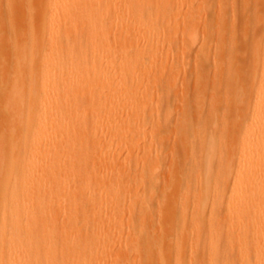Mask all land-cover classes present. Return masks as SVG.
<instances>
[{
	"label": "bare ground",
	"instance_id": "1",
	"mask_svg": "<svg viewBox=\"0 0 264 264\" xmlns=\"http://www.w3.org/2000/svg\"><path fill=\"white\" fill-rule=\"evenodd\" d=\"M194 1L0 0V264H111L108 246L124 235L141 237V243L130 248L136 254L148 249L140 264H182L186 243L192 252L189 264H264V41L260 48L257 40L264 32L251 39L257 40L253 44L257 87L248 116L238 125L226 156L221 149L222 135L202 133L198 140L201 164L194 153L189 155L195 164L185 178L188 186L180 187L181 177L175 179L161 197L159 210L164 220H159L169 227L159 247H153L157 250L152 249L155 245L144 225L125 228L122 223L125 199L121 193L127 192L128 200L133 201L139 186L149 188L148 194L155 191L153 171L159 164L139 166V160L133 158L142 135L150 141L145 152L156 155L154 162L162 155L161 137L157 139L155 133L173 108L169 110L166 95V108L161 112L164 96L157 88L162 85L167 92L173 89L177 93L179 86L175 87L171 73L176 72L173 58L179 52L176 55L171 50L185 43L180 33L189 35L191 44L196 40L192 38L199 27L191 29ZM246 1H241L240 7ZM224 7L221 13L226 11H222ZM195 9L193 14L201 10ZM224 18L219 28L230 21ZM261 18L264 21L262 13ZM211 21L213 18L207 24ZM222 42L218 43L221 47L225 46ZM182 46L181 54H188ZM181 54L179 63L184 59ZM227 65L225 70L234 66ZM214 95L211 101L218 103L216 92ZM153 96L158 102L154 106ZM216 110L220 113L218 107ZM177 127L180 135L181 125ZM114 147L126 149L125 154L120 153L125 157L114 152ZM116 164L121 168L113 179L108 174L115 171ZM227 180L229 188L221 187ZM146 192L140 201L142 211L129 213L132 221L155 214L151 203L157 199ZM157 223L154 226L158 227ZM99 258L107 261L100 263Z\"/></svg>",
	"mask_w": 264,
	"mask_h": 264
},
{
	"label": "rangeland",
	"instance_id": "2",
	"mask_svg": "<svg viewBox=\"0 0 264 264\" xmlns=\"http://www.w3.org/2000/svg\"><path fill=\"white\" fill-rule=\"evenodd\" d=\"M195 1L193 2V7H192V10H193L192 12L193 13H194L195 7H196L195 11L197 9H201V10H203L204 13L207 10L206 6L209 7L208 9H210V8L211 9L208 10L205 14L201 10L200 11L202 13L198 10L200 12V14L197 11L198 13H195V14H197L198 16H196V17H195V14L192 13V15H194V17L192 16L193 17L192 18L193 22H192V28L191 29L195 30V28H193L194 25L199 27L195 31L197 34L196 33H195L196 35L193 34L195 36V38H194V36L192 38L193 40L196 39L194 41V42H196V44L194 42H193V44H191V42H190L191 38L186 33L184 34L185 36H183V35L181 36L180 34H182V33L179 34L180 38L181 37L185 38L184 41H185V43L187 42L185 46L187 47V45L189 44V47L192 46V49H191V47L190 48L188 47L190 50L187 49L186 47H184L185 43L182 44L179 41L180 43L178 42L179 43L178 47L176 45H174L173 49H172L173 51L171 50L172 53L173 52L175 53V51L176 52L178 51L179 54L177 52L176 55L178 54L177 56L179 57V55L183 51L182 48H181V46L183 45L182 47L185 48V51L188 50V54L190 53L189 55L185 54V52H183V54H181L182 55V59L184 58L183 60H186V63H185V61L181 60L182 61L181 63L183 65V67H179L180 68V72L179 73H176L177 72L176 68H177V66L181 65V63H179L180 61H177L179 59H177L178 57H176L175 55H174V58H173L174 66H175L173 68L176 70V72L174 71V69H172V70L176 74H179V75L176 76V74H175V76L173 77L174 72L171 70L173 72V73H171V75H172L171 78L176 79L178 82L176 80H173V79H171V80L176 82L175 83V84H177V85H175L176 88H177V86H179L177 88V93H178L179 97L177 96V98L175 99L177 93L174 92L175 93L174 94L173 91H172L173 89H171L170 93H169V92H167L166 88L162 89V85L159 86L160 88L158 87L159 89L157 88V91H159V92H160V90L163 91L162 93H163V96H164V104H163V109H161V112H163V110L166 108V101H167L166 95H167V97H169V99H168L169 106H170L169 110H171V108H173L172 115L169 116V119L166 120V123H163L162 128H160V129L158 128L159 130L156 128L158 131H156V129H155V131H156L155 134L157 135V136L155 135L156 138L159 139V136L162 138V139L160 138L159 141H158L159 143H161V145L159 143H158V145H159V147H163V148H161L162 149L161 150L162 155H159L163 159L160 157L159 161L154 162V161H156L155 160V156L156 155H153V154L148 155L147 154L148 152L147 153L145 152L147 150L149 151L150 141L148 140L147 137H143V135L141 137L142 139L137 144V147H136L137 153L134 154V158H133V159L139 160V163H141L139 166L146 165V164H148L150 162H153V164H159L158 168H156L157 167V165H156L155 169L153 171V174L155 175V177H154L155 191L150 193V194H148L146 191H149L150 190L149 188L145 189V187L139 186V188L133 193V195H134V200L133 201H130V199L128 200L130 195L127 192L124 191L125 193L123 192V193L120 194L122 196V199L123 200L125 199L124 200V206H123L125 215L122 218L123 219L122 223H123L124 227L125 228L126 227L127 228L128 227H135V226L141 227L140 225H144L145 226L144 229L149 231L150 237L153 239L152 241H153L155 246H152V249L154 251H156L157 249L155 250V248L159 247V244H161V242H162V237L161 236H162V234L165 235V233L167 232V229L169 227L166 224L167 222L160 223L159 219L161 217V220H164L163 217H162V214L160 216V210H161V208L163 206V203L161 201V197L163 195H166L165 192L168 190V187H169L171 181H175V179H178V178L181 177L182 181L180 183V187L185 188L186 186H188L187 184H189V183L186 184V179L185 178H186V176H187V178H189L190 175L187 174V172L189 170V167L190 166L193 167V165L195 164L194 162H191V159L189 158V155L194 153L197 156L196 160H197L198 164L199 165L201 164L200 163V159H201L200 158L201 141H198V140H200L201 137L203 136L202 133H205L206 136H210L212 134H216V135L220 134V135H222V137H221L222 139L220 140L221 146H222L221 149H222V152L224 153V156H226V154L228 153V150H229L228 148H230L232 146L234 135L237 132L238 125L240 124L241 120L242 121L245 120L247 118V116H248L247 113H249L248 110H249V107H250V103L254 99V94H255L254 92H256V88L255 87H257V84L254 81V77H253V70H254L253 48L255 46L253 44H254V41L256 42L255 44H257V40H258L259 41V43H258L259 47L261 48L262 45H263V41H264V36H263L264 35V33H263L264 32V21H262L261 13L263 15V20H264V0H263V2L262 1L258 2L257 0H255V1L254 0H247V1L246 0H229L231 3L235 4L236 6L231 4V3H229V1L227 0V2H228L227 5L230 4L231 6L228 5V7H231V8H227V6L225 5L226 0L223 1L224 2L223 4L225 5L226 8L224 7V5H221L220 2L222 0L221 1L220 0H216V1L215 0H195ZM241 1L242 2L246 1L245 4L243 3L244 4L243 7H240V4H242ZM203 2H204V4H203ZM198 3H199V5H198ZM205 3H208V4H205ZM220 6H221V8H220ZM234 6L237 7V9L234 8ZM245 6H247L248 8L247 7L245 8ZM223 7L225 9H223L222 11H224V10H226V11H224V13L223 12L221 13L220 10ZM233 8L235 10H237V12H235V11L233 12V10H234ZM244 10H245V12H244ZM218 11H220V13L216 14V12H218ZM231 11L234 14H232ZM242 12H243V14H242ZM259 12H260V14H259ZM222 14L227 15L226 16L227 20L224 18V15H222ZM249 14H250V16L248 17L247 15H249ZM257 14H258V18H260L261 20H259L257 18V16H256ZM220 15H222V16H220ZM254 15L256 16V18H255ZM216 16H217V18H216ZM234 16H235V20H234ZM182 17L183 16L181 15V18ZM218 17H222V21H220V19ZM230 17L233 18L234 22L231 20L232 18H230ZM195 18L198 19L200 22L198 23L195 20ZM211 18H213V21H211L209 24H207L208 23L207 21H210ZM215 18H216V22L218 21L217 25H216V23L214 21ZM223 18L226 21H229V19H230V21H232V22L229 21L231 24L229 22H227V25H226V22L224 23L227 28L225 26H223V24L219 28V24L221 22H223ZM246 19H248V20H246ZM204 20H205V23H204ZM219 21H220V23H219ZM258 21H259V23L261 21L262 22L258 25ZM195 22H197V24ZM203 23H204V26H207L205 28L206 30L204 29V31H203V28H204ZM215 26L218 27V28H216ZM222 26L225 27V28H223ZM224 29L228 30V32H230V33H228L226 30H225L226 32L222 31V34L225 36V39L223 40L224 37L223 36H218V34H219V32L221 30H224ZM211 30L212 31L215 30V32L213 31L214 34L211 32ZM233 30L235 31V33L232 32ZM248 31H249V33H248ZM204 32L207 35L209 34V36H207ZM231 32L234 33V34H232ZM245 33L248 36H246ZM260 33L261 34L263 33L262 37H261ZM222 34L220 33L219 35H222ZM230 34H232L233 36H231ZM228 36H229V38H228ZM235 36H236V38H235ZM258 36L261 37L262 39L261 38H257ZM218 37H219V40H218ZM221 37H223V38H221ZM230 37H232L233 41H231L232 39ZM205 38H209V39H206V41H205ZM252 38L253 39L257 38V40H251ZM220 39H222V41H223L222 44L223 45L225 44V46L222 45L224 48L221 47V43L218 44L220 42ZM236 41H238L239 43L238 42L236 43ZM202 43L205 44L204 47H206L205 48L206 52L201 50V46H203ZM226 43H227V45H226ZM230 43L232 44V47H233L232 50H231ZM233 44L234 45L236 44L237 46H233ZM251 45H252V48H251ZM226 46H228V47H226ZM219 47H221L224 50H222ZM226 49H229V50L227 51ZM236 50H237V52H238V50H240V53L236 54L235 53ZM197 51L200 52V53H198ZM202 52H205V55L204 54L202 55ZM219 52H221L222 55H220ZM226 52H227V54H226ZM232 52H233V54H232ZM243 52L245 53V55L243 54ZM207 54H210L209 57H208ZM197 55L199 56V58L201 60L199 59V61H198V56ZM206 55H207V57H206ZM188 56H189L190 60H189ZM230 56H232L231 59H230ZM196 57H197V61L195 60ZM218 57H220V58H218ZM226 57L231 62L228 59H226ZM179 58L181 59V56ZM221 58H222L223 63L220 60L218 61V59H221ZM235 58H236L237 61L233 62V60ZM223 59H225V60H223ZM175 62H178V64L176 65ZM198 62L199 63L203 62V64H199ZM227 63L228 64L233 63L234 66H230L229 67L230 69L229 68L227 69V67H226V70H225V65H227ZM235 63L242 64L243 67L240 66V65H238L239 66L238 67L237 65H235ZM145 64H147V63H145ZM198 65H201V66L198 67ZM212 66L214 67V69H213ZM227 66H229V65H227ZM184 68H186V69H184ZM208 70H210L209 75H208ZM235 70H237V71H235ZM241 70H242V72H241ZM243 70H244L245 73H243ZM196 71H197L198 74L196 73ZM237 72H239V75H238ZM241 73L244 76L241 75ZM245 74H246V76H245ZM196 75H197V77H196ZM212 76H214V77L210 78ZM194 78L197 79V80H195ZM182 82H184V83L182 84ZM192 82H194V85L192 84ZM163 83H164V81H163ZM204 84L206 86H204ZM212 84L214 85V87L215 86L216 87L214 88ZM188 85H189V87H188ZM192 85L195 87V90L197 89L198 92L193 89L194 87ZM227 86H228V88H227ZM186 87H188V88L186 89ZM217 87H218L219 90L217 89ZM211 88L215 89V90L212 91ZM221 90H222V92H221ZM224 90L228 94H226ZM174 91H176V90H174ZM209 91H210L211 94H209ZM212 92H213V95H212ZM215 92H216L215 99L216 98L218 99V100L216 99V101L218 103L212 102L213 98H214L213 96H215L214 95ZM203 93H206V94H203ZM223 94H226L227 97H226V95L224 96ZM236 94H237V96H236ZM217 95H218V97H217ZM154 96H153L152 103H151L153 106H154V103H158L160 101V97L158 95H157V100L159 99L158 102H156L157 100H156V98ZM223 97H225V98H223ZM229 97L232 99L231 103H230V98ZM238 97H241L243 102L240 101L241 99L238 98ZM172 98H174V99H172ZM223 99L228 100V102H227L228 104ZM153 100H154V102H153ZM175 101L177 102V105L174 104V103H176ZM182 101L184 102V104H182ZM224 102H225V105H224ZM213 103H216V104L213 106ZM243 106L245 107L244 109H243ZM179 107H180V109L182 111L179 109ZM213 107H214V109H213ZM217 107H218V111H220V113L217 112V110H216ZM174 108H175V111H174ZM200 108H203V110L200 109ZM212 109H213V112H212ZM207 111H209V114L207 113ZM222 111H223V115H222ZM170 114H171V112H170ZM155 115L158 116V114H155ZM178 115H181V118ZM221 117H222V119H221ZM155 119L157 120V118L154 117V120ZM179 120H181L180 123L183 122L182 123L183 125L178 122ZM176 121H177V123H176ZM177 125L178 126L181 125L180 128H182L181 132H180V135H178L179 133H178L177 129L179 127H177ZM221 128H223V129H221ZM198 129H200L199 133H198ZM185 135L188 136L187 139L184 138ZM227 135L228 136L230 135V136L227 137ZM228 138H230L231 140L228 139ZM160 140H162V141L160 142ZM164 140H166V141H164ZM190 140H191V142H190ZM191 143H192V145H190ZM183 147H184V150L182 149ZM114 148H115L114 152H117L119 154L120 153H124L125 154L126 149L124 151L123 147H121V148L114 147ZM190 151H191V153H190ZM159 152H160V150H159ZM163 153H164L165 156H163ZM124 154H122V155L120 154V155L125 157ZM138 154L141 155L139 159H137V155ZM154 154H156V153L154 152ZM174 158H176V159H174ZM134 162L136 164H138L136 161H134ZM115 166L117 167V169H116ZM115 166H114L115 168H113V170H115V171L113 173L108 174L110 177H113V179L116 178V175H115V174H117L116 170L121 168V167L120 168L118 167V166H120V164H116ZM138 171L140 172L139 174H141L142 169L139 167ZM173 176L175 178H173ZM188 182H190L191 187L195 186V183H193V182L191 183V181H188ZM224 183L226 185H224ZM227 183H229L228 186H227ZM229 185H230V180H227V182H223V184H221V187H224V188L227 189V188H229ZM144 192H146L147 195H153L155 200L157 199L156 201L151 203V208L153 210V214L154 213L155 214L153 215L152 218H149V219L147 218L146 220H142L140 218H137V221H132V219L129 217V213H131V212L140 213L142 211L141 210V206H140V201H141V198H142ZM158 200H160V202ZM158 202L160 204H158ZM160 205H162V206H160ZM157 221H159V226L158 227H160V228L157 227V225H158ZM60 222H61V219H59L56 222V226L59 227L60 224H61ZM154 222H155V224H157L156 226H154L155 225ZM188 231L189 230L186 231L187 234L189 233ZM121 238H123V239H121V241H119V240L115 241L116 243H111V245L108 246L109 247V251L107 252V254H108V256H112L111 260H110L111 264H140V262L143 259L146 258V255L148 256L149 252H148L147 248H146L147 250L144 248V251H143V249H141L139 251L140 253L138 252L137 254L133 251V249H130L135 244L141 243V237L140 238H136L134 236H128V235L125 236L124 235V237L121 236ZM153 247H155V248H153ZM130 250H132V252L134 253V254H132L133 257L136 254V256L134 258L132 256H130V252H131ZM144 252H145V254H144ZM109 253H111V255H109ZM127 253L129 254V256H128ZM191 253L192 252H191L190 246H189L188 243H186L185 249H184L183 253L181 254V258H180V261H181L182 264H189ZM112 254H114V256ZM142 254H144L145 256L142 255ZM137 255H138V257H137ZM98 261L100 263H105V261H107V260L105 258H99Z\"/></svg>",
	"mask_w": 264,
	"mask_h": 264
}]
</instances>
